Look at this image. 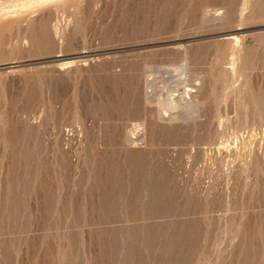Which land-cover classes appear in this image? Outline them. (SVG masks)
Wrapping results in <instances>:
<instances>
[{
  "label": "rangeland",
  "instance_id": "rangeland-1",
  "mask_svg": "<svg viewBox=\"0 0 264 264\" xmlns=\"http://www.w3.org/2000/svg\"><path fill=\"white\" fill-rule=\"evenodd\" d=\"M0 264H264V0H0Z\"/></svg>",
  "mask_w": 264,
  "mask_h": 264
},
{
  "label": "bare ground",
  "instance_id": "bare-ground-1",
  "mask_svg": "<svg viewBox=\"0 0 264 264\" xmlns=\"http://www.w3.org/2000/svg\"><path fill=\"white\" fill-rule=\"evenodd\" d=\"M181 65H182V66H181ZM181 65L174 66L173 69H172V68H171V69L174 70V72H176L175 70H177V68H179V69H181V70L183 71V70H184V66H183V64H181ZM171 69H170V70H171ZM168 70H169V69H168ZM170 70H169V72H170ZM177 71L179 72V70H177ZM172 72H173V71H172ZM172 72H171V73H172ZM173 85H174V84H173ZM188 89H189V88H188ZM186 96H187V95H186ZM186 96H185V97H186ZM152 97H153V96H152ZM173 102H174L173 97H172V98L170 97V99L168 98V100H165V101H159L160 104H162V105L164 104V105L169 106V107L173 106ZM166 108H167V107H166ZM137 125H138V123H137ZM128 134H129V133H128Z\"/></svg>",
  "mask_w": 264,
  "mask_h": 264
}]
</instances>
